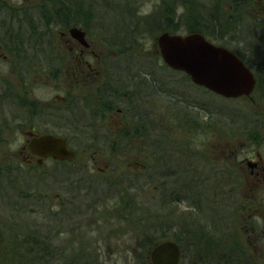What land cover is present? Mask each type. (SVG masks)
Listing matches in <instances>:
<instances>
[{"label": "rangeland", "instance_id": "rangeland-1", "mask_svg": "<svg viewBox=\"0 0 264 264\" xmlns=\"http://www.w3.org/2000/svg\"><path fill=\"white\" fill-rule=\"evenodd\" d=\"M7 1L17 5L21 0ZM152 1L159 4L160 0ZM163 1L172 4L171 0ZM183 1L184 13L178 10L176 13L177 19L183 13L179 34H186L194 19L209 40L240 54L257 79V87L250 97L228 100L204 95V91L198 93L189 86L185 89L187 84L183 74L164 66L155 44L158 34L175 32L166 29L168 26L163 23V17L170 14L152 12L148 3L140 6V12L135 15L136 23L130 27L128 19L123 20L107 9L116 5V0H87L89 6H96L98 10L89 13L92 17L84 25L92 39L112 36L118 40L119 32L131 36L126 43L108 49L104 47L123 55L121 60L132 61L122 63L124 71H135L133 64L136 60L145 63L146 56L141 58L140 54H146L153 76L164 79L160 76L166 75L165 86L171 92L167 95L170 99H175L176 93L184 89V96H180L182 102L174 107L169 105V100L166 105L165 101L153 98L156 107L165 109L168 106L164 118L154 121V130L159 135L154 137V142L162 141L160 134L167 133L169 142L180 140L185 146L190 144L191 152L195 150L197 157L216 168L214 159L226 144L232 146L228 151L236 154L244 145L245 136L251 140L260 129L264 132V0L258 3L257 0H237L236 9L230 4L232 0ZM0 2L3 4L5 0ZM221 14L230 19L228 28L213 26V21ZM5 19L8 21L4 11L0 10V41L4 39L7 27ZM123 21L128 22L122 29ZM52 26L51 34L58 39L59 29ZM40 31L47 29L41 26ZM64 83L63 76L54 79L42 74L22 80L12 68L10 58L6 61L0 58V264H150V248L163 240L180 242L183 264L196 261L195 253L188 248L195 246L198 238H193V242L182 227L189 224L193 227L196 222L190 216H184L186 205L166 202L164 196L168 194V199L178 194L176 173L165 170L166 164L177 167V156L170 158L164 154L161 149L165 146L154 145L149 149V141L111 136L113 127L115 130L114 121L111 125L107 121L96 123V128L81 126L79 121L73 124L65 105L56 99L65 97ZM28 93L48 105L42 114L31 115L28 110L24 111L25 108H20ZM28 125H33L39 134L51 132L67 138L76 157L69 162L47 159L41 165L32 162L31 166H26L19 150L23 143L20 132ZM71 128L90 131H72ZM95 130L100 134L88 139L79 134ZM194 140L199 141L196 144L200 147L193 150ZM215 143L220 146L216 153L213 151ZM187 155L185 152L184 162H189ZM241 157L238 155L237 161ZM135 163L146 168L137 169ZM240 168L233 166L230 178L234 190L230 220L233 243H240V236L235 235L243 226L244 174ZM161 172L164 176H160ZM210 174L211 178L215 177L202 170L200 175L209 178ZM210 220L209 216H202L200 230L212 229ZM32 237L47 240L48 252L26 253L32 246L24 241ZM21 241L22 245L14 246ZM210 243L205 242L201 247H211ZM207 253V258L205 252L200 253L206 264L225 258V250ZM39 254L40 258L36 256Z\"/></svg>", "mask_w": 264, "mask_h": 264}, {"label": "flooded vegetation", "instance_id": "flooded-vegetation-1", "mask_svg": "<svg viewBox=\"0 0 264 264\" xmlns=\"http://www.w3.org/2000/svg\"><path fill=\"white\" fill-rule=\"evenodd\" d=\"M116 1V5L109 6L107 9L118 14L123 20L128 19L130 27L136 23L135 15L140 12V6L143 3H148L152 12L163 13L166 11L170 14L167 17L162 15L163 23L166 27L168 26L166 29L176 31L164 32L180 33L178 30L183 20L184 10L178 19L176 13L179 8H183V0H171L172 4L170 5L163 0H160L159 4L152 0ZM0 10L4 11L8 19V21L5 19L7 27L4 39L0 41V58L5 61L10 58L12 68L22 80L40 74L46 78L54 79L63 76L65 78V97H56V99L65 105L66 114L73 124L79 121L81 126L96 128V123L107 121L111 125V121H114L115 130L113 127L111 136H118L117 139L149 141L147 145L149 149H152L154 145L158 148L165 146V149H161L164 154L170 158L177 156V161H179L177 167H169L171 164H166L168 167H164H166V171L176 173V177L179 179V183L176 184L178 194L168 199L166 198L169 196L168 194H164V196L166 202L170 200V202H176L179 205H186L187 211L183 212L184 216H190L197 224H194L195 227L190 224L182 226L192 241L193 238H198L195 246L188 248L196 255V261L191 264H206L200 258L201 252H205L207 258V252L214 253L221 250H225V258L214 264H264V132L262 129L251 140L245 136L244 145L236 154L232 150L228 151V148L230 149L232 146L226 144L214 159L213 164L218 165L216 168L215 165L211 166L212 164L207 160H201L200 156H196L197 153L194 149L200 147V145L197 146L198 140L193 141L192 146L195 145L192 147L193 152L189 150L190 144L185 146L180 140L176 143L169 142L166 138L167 133L160 134L163 138L162 141L154 142V137L158 135L154 130V121L157 118L160 120L164 118V111H167L168 106L165 109L162 106V108L156 107L153 104V98H158L165 103L166 100H169V105L174 107L182 102L180 96H184L185 92L184 89L181 91L178 87L180 91L176 93V98L170 99L167 95L171 92H168L165 86L167 84L166 75L160 76L164 79L153 76V70L150 69V58L146 54H140L141 58L146 56L145 63L142 60H136L138 64L136 62L133 64L135 71L122 69L123 62L131 63L132 61L121 60L120 57L123 55L120 56L119 53L106 50L104 47L107 46L108 49L109 46L126 43L131 38L130 35L126 37L119 32L118 40L112 36L100 39L89 38L84 24L92 17L89 13L98 10V8L89 6L87 0H21L17 1V5L5 0L3 4L0 2ZM123 22L122 29L128 21ZM52 25L59 29L58 39H54L51 34L50 27H53ZM41 26L45 27L47 31L39 32ZM192 26H200V23L193 19L189 27ZM118 28L121 30L120 27ZM72 29L83 32V37L72 36L70 33ZM100 46L103 47L100 48ZM7 50L10 52L9 54H6ZM164 66L167 68L165 64ZM169 70L183 74V81L187 84L185 89L189 86L198 93L204 91V95L217 96L194 84L185 73ZM28 94V98L26 96V99L20 103V108H25L24 111L28 110L31 115L42 114L48 105L33 98L32 94ZM178 116H180L179 111ZM89 119L91 120L89 121ZM71 130L90 131L88 129L75 130L74 128ZM98 133V130H95L79 134L82 138L88 139L87 137H94ZM44 134L63 138L67 146L73 150L69 146L67 138L51 132L39 134L33 125H28L25 130L20 132L23 143L19 150L26 166H31L32 162L41 165L47 160L44 158L39 163V156L29 148L33 138ZM102 137L104 136L102 135ZM216 145L215 143L213 146L214 153L217 152V148H220ZM73 151L75 158L76 151ZM185 152L188 154L186 159L189 162H184ZM238 155L242 156L239 161H237ZM48 159L50 158L48 157ZM233 166L241 167L240 171L244 174V199L241 204L244 211L243 226L236 231L237 235H235L240 236V243L237 241L233 243V230L230 229L234 191L230 178ZM135 168L144 170L146 167L135 163ZM201 170L213 173L215 177L211 178L212 174H210L209 178H203L200 175ZM163 172L160 173V176H164ZM202 216L211 218L212 229L207 230L201 227L202 230H200L199 221ZM193 230L195 231L191 232ZM202 240H205L204 243L211 242V247H206V249L201 247L204 244H202ZM224 243L227 245L225 246ZM176 244L180 253L179 264H183L182 245L180 242H176ZM153 247L154 245L150 248L149 254ZM150 264H152L151 261Z\"/></svg>", "mask_w": 264, "mask_h": 264}, {"label": "water", "instance_id": "water-1", "mask_svg": "<svg viewBox=\"0 0 264 264\" xmlns=\"http://www.w3.org/2000/svg\"><path fill=\"white\" fill-rule=\"evenodd\" d=\"M70 33L75 38L84 35L77 29ZM156 42L163 62L173 70L184 72L198 86L231 99L249 96L254 89V75L242 60L200 33L178 35L165 32ZM29 148L39 156V163L47 157L71 161L75 155L63 138L49 134L33 138ZM179 258V248L172 241L158 243L150 253L152 264H179Z\"/></svg>", "mask_w": 264, "mask_h": 264}, {"label": "trees", "instance_id": "trees-1", "mask_svg": "<svg viewBox=\"0 0 264 264\" xmlns=\"http://www.w3.org/2000/svg\"><path fill=\"white\" fill-rule=\"evenodd\" d=\"M230 4L233 6V9H236V6L239 4V2H237V0H232L230 2ZM214 24H217L218 27L228 28L231 25V21L229 18L224 17V15L221 14V16L219 18H217V21H213V26H214ZM174 31H176V30H174ZM188 32H200L203 34L204 30L200 26H195V27L192 26V27H189ZM236 54L247 64V62L244 60V58L240 54H238V53H236ZM0 174H1V171H0ZM24 242H27V244H31V246H32L31 248H29L27 250L26 253L36 254V253H40V252H38L39 250L40 251L44 250V251L48 252L49 247L47 244L48 243L47 240L46 241L42 240V239L39 240V239L32 237L31 239H29V238L25 239ZM152 244H153V242H152ZM20 245H22V241L18 242V244L14 245V246L17 247ZM13 253H18V251L13 250ZM36 256L40 258V254L36 255ZM33 260H35V255H33Z\"/></svg>", "mask_w": 264, "mask_h": 264}, {"label": "clouds", "instance_id": "clouds-1", "mask_svg": "<svg viewBox=\"0 0 264 264\" xmlns=\"http://www.w3.org/2000/svg\"><path fill=\"white\" fill-rule=\"evenodd\" d=\"M182 11H183V9H182V8L178 9V12H182Z\"/></svg>", "mask_w": 264, "mask_h": 264}]
</instances>
